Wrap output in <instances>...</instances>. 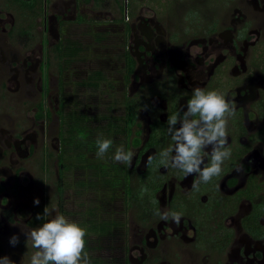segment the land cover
<instances>
[{"label":"flooded vegetation","instance_id":"af4514ba","mask_svg":"<svg viewBox=\"0 0 264 264\" xmlns=\"http://www.w3.org/2000/svg\"><path fill=\"white\" fill-rule=\"evenodd\" d=\"M47 1L0 0V257L30 264L35 251L21 225L41 224L37 213L46 207L24 198L35 188L25 180L22 162L37 150V124L54 115L57 134L65 131L69 138L72 113L62 111L61 66L58 107L53 112L46 105L49 56L43 47L51 41L40 39L39 52L33 46L42 16L44 29L48 23L93 19L122 43L120 114L112 107L111 116L88 121L78 112L93 129L95 144L105 135L113 146L123 142L135 152L130 166L112 158L94 164L103 177L101 186L121 191L119 205L112 195L109 206L100 201L97 212L86 214L80 200L64 196L61 177L68 166L61 154L52 201L53 216L63 214L87 228L91 264H264V0H59L50 3L49 13ZM77 9L81 14L75 16ZM74 50L65 40L51 52L58 59ZM36 71L40 99L24 110L26 99L34 96L30 87L36 89ZM197 86L236 102L228 128L232 157L222 175L200 184L198 191L192 189L198 177L158 165V152L172 143L167 117L185 106ZM71 145L82 151L80 158L97 152L96 145ZM149 156L157 157L151 165L146 164ZM142 185L149 189L143 198ZM126 186L137 194H126ZM106 209L108 219L102 218ZM157 209L182 212L180 223L161 220L154 214ZM13 235L18 236L15 246Z\"/></svg>","mask_w":264,"mask_h":264},{"label":"rangeland","instance_id":"374dc122","mask_svg":"<svg viewBox=\"0 0 264 264\" xmlns=\"http://www.w3.org/2000/svg\"><path fill=\"white\" fill-rule=\"evenodd\" d=\"M52 1L59 0L47 1L46 10L48 13L53 11L50 7ZM74 14L77 16L81 13L77 9ZM42 21L41 16L34 30L33 46L39 52L41 48L37 42L40 39H49L51 41L49 46L43 47L44 56H49V66L46 70V75L49 78L47 90L49 94H47L46 105L53 112L58 107V101L56 103V100H58L57 85H59L58 75L59 67L61 66V68H64L61 73L63 96H60L63 112H68L69 109V113H73L75 111L73 108L76 107L78 108L76 112H79L88 121H92L93 117L111 116L112 107H114L116 114H120V103L123 100L124 91L120 87V61L122 57L120 50L122 43L119 36L116 37L112 36L113 33H107L104 30L105 28L100 27L93 19L80 23L72 21L64 25L54 24L53 26L48 23L46 29H44V22ZM65 40L70 41L76 47V50H74L72 55L65 56V54H62L61 58L57 59L56 54L51 52L52 48L57 43H62ZM47 47L48 49H46ZM38 76L39 73L36 71L35 80H33L36 89L30 87L35 97L32 96V100L31 98L26 99L27 103L24 106L26 107L24 110H27L28 105L30 107V105L40 99L39 90H37ZM89 79L93 82L97 79L96 85L89 84ZM83 80L86 83L85 85H81ZM114 83L118 85L117 88L114 87ZM1 117L7 119L5 115ZM66 121L64 119V126H67ZM56 124L58 125V122L55 116L52 115V118L47 120L46 124L39 123L36 126L38 136L37 150L32 158L22 162L26 164L25 170L28 173L25 180L31 181L35 188L29 193H25L24 198L32 200V202L35 198H39L38 206L44 203L48 207V204L51 203L48 209L53 215L56 211V205L52 201L56 200V178L60 171L58 163L59 155L61 154V162L68 166L61 177L66 189L64 196L70 195V200L75 202L80 200L83 204L81 207L82 211L86 214L97 212L96 209L100 205V201L102 207L104 205L109 206V200L112 195H115L119 205L118 200L120 195H122L121 191L117 190L118 193H114L110 189L103 188L101 186L103 177L99 174L97 168L94 167V164L109 161L114 155L115 147L121 144L124 145V143L119 142L114 145V149L107 153L104 159H97L96 152H84V158H80L78 154L82 151L72 148L68 139L65 138V131L60 132V136L57 134ZM92 124L93 122H91ZM34 164H38V166L35 167ZM78 195L79 198H77ZM74 208L77 209V206ZM109 213L108 209H106L105 213L102 211V218L108 219L111 215Z\"/></svg>","mask_w":264,"mask_h":264},{"label":"clouds","instance_id":"9594fccd","mask_svg":"<svg viewBox=\"0 0 264 264\" xmlns=\"http://www.w3.org/2000/svg\"><path fill=\"white\" fill-rule=\"evenodd\" d=\"M236 114V102L214 89L194 87L191 97L183 108L167 117V134L172 143L158 152V165L180 170L185 177L196 176L192 189L198 191L200 184L210 183L222 175L224 164L232 157L229 145V118ZM113 140L98 136L96 158L104 159L113 148ZM135 152L123 144L116 146L114 162L131 165ZM157 157L149 156L146 164L151 165ZM207 159V162H206ZM237 171L242 169L237 168ZM141 186L140 196L148 193ZM39 205V198L34 199ZM161 220L171 219L179 224L182 212L157 209L154 212ZM43 222L35 227L21 225L26 242L31 241L35 249L30 264H91L86 251L88 230L79 222L63 214L52 215L48 207L37 213ZM10 243L15 246L18 236L13 235ZM0 264H16L8 256L0 257Z\"/></svg>","mask_w":264,"mask_h":264},{"label":"trees","instance_id":"16d2710c","mask_svg":"<svg viewBox=\"0 0 264 264\" xmlns=\"http://www.w3.org/2000/svg\"><path fill=\"white\" fill-rule=\"evenodd\" d=\"M70 118H71V124L69 128L70 129L69 138H68L69 143L73 144V146L76 148L87 147L90 149H94L92 148V146L96 144H95V141H92V138H91V133L93 131L91 126L87 122H84V120L79 116L78 112L76 111H74L71 114ZM102 136L104 138H109V136H105V135H102ZM101 173L103 174V176L107 175L103 170ZM113 184L115 185L116 183H113ZM119 184L120 183L117 182V185ZM129 188L130 187L127 188L126 194H137L136 192H134V190L129 189ZM59 192L60 194L62 193L61 188L59 189Z\"/></svg>","mask_w":264,"mask_h":264}]
</instances>
